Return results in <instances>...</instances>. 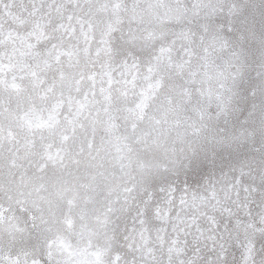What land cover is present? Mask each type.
Listing matches in <instances>:
<instances>
[{
	"label": "rangeland",
	"instance_id": "374dc122",
	"mask_svg": "<svg viewBox=\"0 0 264 264\" xmlns=\"http://www.w3.org/2000/svg\"><path fill=\"white\" fill-rule=\"evenodd\" d=\"M0 264H264V0H0Z\"/></svg>",
	"mask_w": 264,
	"mask_h": 264
},
{
	"label": "bare ground",
	"instance_id": "6f19581e",
	"mask_svg": "<svg viewBox=\"0 0 264 264\" xmlns=\"http://www.w3.org/2000/svg\"><path fill=\"white\" fill-rule=\"evenodd\" d=\"M64 240H65V239H64ZM65 241H66V240H65ZM65 241H63V242H65ZM63 244H64V243H63ZM68 244H69V243H68ZM68 244H67V245H68ZM67 245H66V247H67ZM69 247H70V246H69Z\"/></svg>",
	"mask_w": 264,
	"mask_h": 264
}]
</instances>
